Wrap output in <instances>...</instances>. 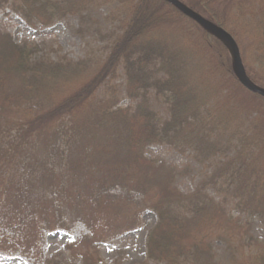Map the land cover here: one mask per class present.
I'll list each match as a JSON object with an SVG mask.
<instances>
[{
    "label": "trees",
    "instance_id": "16d2710c",
    "mask_svg": "<svg viewBox=\"0 0 264 264\" xmlns=\"http://www.w3.org/2000/svg\"><path fill=\"white\" fill-rule=\"evenodd\" d=\"M11 1L42 27L85 23L115 3L107 21L116 25L97 30L104 52L78 62L35 61L33 47L0 29V258L51 264L45 235L62 230L82 264H101L99 245L152 210L148 261L220 264L212 245L222 241L235 264H264V243L226 208L232 201L264 227V99L241 85L227 47L164 0H0V10ZM178 1L234 38L247 76L264 89V0ZM154 145L191 152L212 171L181 193V172L147 156Z\"/></svg>",
    "mask_w": 264,
    "mask_h": 264
},
{
    "label": "rangeland",
    "instance_id": "374dc122",
    "mask_svg": "<svg viewBox=\"0 0 264 264\" xmlns=\"http://www.w3.org/2000/svg\"><path fill=\"white\" fill-rule=\"evenodd\" d=\"M59 1V0H53ZM11 1L3 10H0V29L7 32L14 39V43L21 46L33 47V60L59 62L64 58L73 62L85 59L88 54L104 52L105 42L101 39L97 30L106 34L113 26L107 18L114 10L115 3L102 4L90 12V17L82 23L79 17H68L56 20L48 27H42L39 23L29 24L13 7ZM201 16V15H200ZM121 86L119 98L120 106L127 107L128 100L125 95V79L123 72L119 71L116 81ZM153 109L162 120L167 119V106L162 102L152 100ZM149 158H159L166 165L176 167L181 173L176 178L177 189L184 194L191 193L205 174H210L211 169L204 170L193 158L191 152L181 154L169 147L154 145L147 150ZM208 194L217 202H222L223 197L215 190L209 189ZM226 208L234 217H239L241 223L251 224L250 235L254 241L264 243V227L256 217L239 215L235 210V204L228 201ZM157 223V214L146 211L138 228L129 234L123 235L112 241L99 245L101 264H158L147 259V238L150 231ZM71 235L62 231H54L45 235V259L51 264H82L79 254H71L67 247L71 242ZM216 261L220 264H235L231 258L228 246L222 241H215L212 245ZM0 264H28L21 258H0Z\"/></svg>",
    "mask_w": 264,
    "mask_h": 264
},
{
    "label": "water",
    "instance_id": "95a60500",
    "mask_svg": "<svg viewBox=\"0 0 264 264\" xmlns=\"http://www.w3.org/2000/svg\"><path fill=\"white\" fill-rule=\"evenodd\" d=\"M164 1L173 6L185 17L203 27L205 31L218 38L227 47L231 54L234 71L241 85L249 92L256 94L264 99V89L252 83V81L247 76L244 65L242 63L240 49L234 38L228 32L220 29L211 22L207 21L205 18H203L202 16H200L178 0Z\"/></svg>",
    "mask_w": 264,
    "mask_h": 264
}]
</instances>
